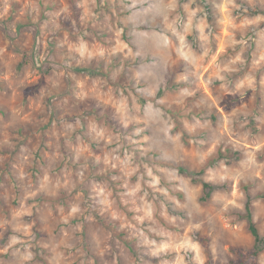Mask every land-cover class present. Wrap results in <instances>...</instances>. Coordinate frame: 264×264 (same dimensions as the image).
<instances>
[{
  "label": "rangeland",
  "instance_id": "374dc122",
  "mask_svg": "<svg viewBox=\"0 0 264 264\" xmlns=\"http://www.w3.org/2000/svg\"><path fill=\"white\" fill-rule=\"evenodd\" d=\"M248 195L264 0H0V264H228Z\"/></svg>",
  "mask_w": 264,
  "mask_h": 264
},
{
  "label": "trees",
  "instance_id": "16d2710c",
  "mask_svg": "<svg viewBox=\"0 0 264 264\" xmlns=\"http://www.w3.org/2000/svg\"><path fill=\"white\" fill-rule=\"evenodd\" d=\"M204 197L203 201H207L211 198L212 191L214 189L207 182H203ZM245 217L248 224V229L254 238V250L249 253H240L236 259L228 262V264H247L249 259H256L260 253L264 250V236L260 232V229L255 221L253 214V197L248 195V200L245 207Z\"/></svg>",
  "mask_w": 264,
  "mask_h": 264
}]
</instances>
